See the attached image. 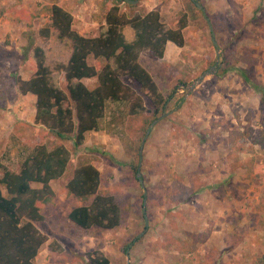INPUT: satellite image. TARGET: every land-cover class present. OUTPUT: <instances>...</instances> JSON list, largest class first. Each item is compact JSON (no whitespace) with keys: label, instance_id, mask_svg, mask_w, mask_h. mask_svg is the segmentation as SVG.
I'll use <instances>...</instances> for the list:
<instances>
[{"label":"rangeland","instance_id":"obj_1","mask_svg":"<svg viewBox=\"0 0 264 264\" xmlns=\"http://www.w3.org/2000/svg\"><path fill=\"white\" fill-rule=\"evenodd\" d=\"M99 1L0 0V162L17 172L38 144L49 150L63 144L72 151L68 172L52 182L55 200L41 209L44 221L37 228L48 240L34 264H88L86 254L95 250L110 264H174L171 256L178 255L175 248L184 241L195 244L196 254L207 264H251L264 251V103L236 72L223 74L222 69L227 61L249 66L264 87V0H191L204 8L216 46L195 3L200 12L182 0L138 1L145 12L157 10L168 28L176 27L181 12L188 16L182 49L166 53L165 48L161 60L148 53L139 56L162 95L177 86L163 117L149 125L139 159L145 215L140 206L143 189L129 164L135 156L134 137L141 135L149 116L132 117L128 103L107 101L97 132L88 133L84 144L74 149L71 140L59 141L34 124L35 98L21 95L15 82L16 77L26 80L32 75L35 45L45 51L50 68L69 58L65 42L55 36L47 42L38 39V30L49 22V7L56 4L73 13L75 30L96 37L99 26L92 15ZM21 11L37 15L30 30L24 21L16 22L13 12ZM210 70L214 73L189 91ZM83 83L89 89L96 86L94 79ZM234 131L249 132L237 142L241 152L227 142ZM88 163L100 172L99 191L113 196L120 208L117 229L86 232L67 219L79 202L66 196L63 186L73 168ZM172 195H178L179 202ZM143 215L148 219L145 232ZM130 241L127 260L121 247ZM53 242L60 249L53 250Z\"/></svg>","mask_w":264,"mask_h":264},{"label":"trees","instance_id":"obj_2","mask_svg":"<svg viewBox=\"0 0 264 264\" xmlns=\"http://www.w3.org/2000/svg\"><path fill=\"white\" fill-rule=\"evenodd\" d=\"M182 2L199 11L191 0ZM47 11L49 22L38 30V39L47 42L55 36L67 44L70 55L65 63H56L50 68L46 65L45 51L35 45L31 49L32 75L26 80L16 77L18 92L35 98L34 124L59 141L71 140L74 149H78L88 133L97 132L105 102L128 103L130 116H149L143 120L141 135L134 137L135 156L129 167L137 180L141 140L149 125L161 116L177 88L162 95L150 73L139 64V56L148 53L161 60L167 44L182 49L187 14L181 12L176 27L168 28L157 10L145 12L139 3L101 0L92 15L99 26L98 35L85 37L75 30L73 13L57 5ZM13 15L16 22L24 21L29 30L37 18L35 13L27 11L13 12ZM26 34L32 37L33 33ZM228 72H236L243 84L264 103V87L253 77L251 67L239 68L227 61L222 73ZM58 77L63 81H58ZM93 79L96 86L89 89L83 81ZM126 82L135 85L137 91ZM248 137V131H234L228 135L227 142L241 152L243 149L237 147V142ZM71 161L72 151L65 145L49 150L46 145L38 144L17 172L8 170L0 162V264H34L48 240L37 228L44 221L41 209L55 200L52 182L66 175ZM100 182L96 167L82 164L73 168L62 189L66 196L79 202V206L69 212L68 221L86 232L92 228L114 230L121 224L120 208L113 196L99 191ZM173 198L174 202H179L178 195ZM140 199L142 207L143 194ZM191 237L197 242L196 237ZM132 242L121 247L123 254ZM50 247L60 249L55 242ZM195 248V244L187 241L178 244L175 248L178 255L171 256L172 261L174 264H207L196 254ZM86 258L88 264H110L99 250L87 253ZM251 264H264V251Z\"/></svg>","mask_w":264,"mask_h":264},{"label":"water","instance_id":"obj_3","mask_svg":"<svg viewBox=\"0 0 264 264\" xmlns=\"http://www.w3.org/2000/svg\"><path fill=\"white\" fill-rule=\"evenodd\" d=\"M118 1H120V2H121V1H124V2L129 3V4H136V3H138L139 0H118ZM194 3H195V4L197 5V7L202 11V13H203V15H204L206 21L208 22V24H209V29H210V33H211L212 43L216 46V43H215V40H214V33L212 32V27H211V25H210V23H209L208 18L205 16L204 8H202V7L197 3V1H195ZM213 73H214L213 70H210V71H208V72H204V73H203V74L197 79V81H196L195 83H193V84L189 87V91L192 90V89H194L197 85L201 84L204 78H206L208 75H211V74H213ZM162 117H163V115H162L160 118H162ZM160 118H158V119H156L155 121H153V122L151 123L150 127L153 126L156 122H158V120H159ZM150 127L148 128V130H147V132H146V135H145V137H144V139H143V141H142V143H141V147H140V150H139V157H140V159H141V155H142V147H143V144H144V140H145L146 136H147L148 133H149V129H150ZM139 165H140V163H139ZM136 176H137V178H138V180H139V183H140V185H141V188L143 189L144 200H143V204H142V213L145 215V212H146V209H145V205H146V191H145V189H144V186H143V183H142V180H141L140 168H138ZM144 226H145V227H144V228H145V229H144V232H145V231L147 230V227H148V219H147L146 216L144 217ZM144 232H142L140 235H138L137 238H140V237L144 234ZM135 240H136V239H135ZM132 244H133V243L130 244V247L132 246ZM130 247H129V249H130ZM129 249H127V251H126V257H127V260H129ZM126 264H129V263L127 262Z\"/></svg>","mask_w":264,"mask_h":264},{"label":"crops","instance_id":"obj_4","mask_svg":"<svg viewBox=\"0 0 264 264\" xmlns=\"http://www.w3.org/2000/svg\"><path fill=\"white\" fill-rule=\"evenodd\" d=\"M56 5V4H55ZM149 12V11H148ZM170 46L171 47H169V44H167V46H166V53H167V50H169L170 52H174V50L175 49H173V48H176V47H172V45L170 44ZM131 248V247H130ZM129 251H130V249H129ZM126 255V254H125Z\"/></svg>","mask_w":264,"mask_h":264}]
</instances>
